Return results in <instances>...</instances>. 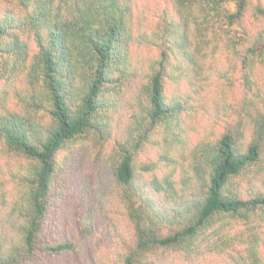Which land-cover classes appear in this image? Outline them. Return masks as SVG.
Wrapping results in <instances>:
<instances>
[{
    "label": "trees",
    "instance_id": "obj_1",
    "mask_svg": "<svg viewBox=\"0 0 264 264\" xmlns=\"http://www.w3.org/2000/svg\"><path fill=\"white\" fill-rule=\"evenodd\" d=\"M132 3L0 0V264L38 253L70 264L72 252L82 263L80 247L94 232L90 209L75 212L78 238L66 224L53 241L42 236L51 189L67 175L57 157L65 153L70 164L78 147L112 152L113 180L135 223L122 264H139L155 247L198 251L215 236L251 242L227 264H264L252 227L264 219V189L245 197L240 183L247 172L264 176V0H168L162 20L145 30ZM217 57H232L243 73L244 115L234 129L206 130L191 143L181 114L198 118L214 80L207 61ZM177 143L166 174L146 179L136 168L146 148ZM158 162L145 170L156 173ZM166 198L169 206L160 203ZM167 221L182 227L162 236L158 224Z\"/></svg>",
    "mask_w": 264,
    "mask_h": 264
},
{
    "label": "rangeland",
    "instance_id": "obj_2",
    "mask_svg": "<svg viewBox=\"0 0 264 264\" xmlns=\"http://www.w3.org/2000/svg\"><path fill=\"white\" fill-rule=\"evenodd\" d=\"M166 8H168V0H133L134 23L135 21L141 22V26L145 30L149 23H157V21L162 20V10ZM142 52L141 49L140 53L142 54ZM212 60L207 62L213 66L208 64L204 73L209 74L214 80L212 83L209 77L206 88L210 94L205 97L206 99H203L204 106L202 108L197 106L196 110L199 109L198 118L195 119V117L187 116L184 113L181 114L180 121L185 122L184 125L188 127L187 134L182 136V138H188L191 143L206 130H208L207 133L209 134V131L217 132L223 126L234 129L236 125L235 119L244 115L243 109L246 108L243 73L239 67L230 66L232 57L224 62H220L218 57ZM258 75L257 79L261 82L262 76L261 74ZM211 86L213 87L211 88ZM229 86L230 88L228 89ZM221 88L227 89L228 92L225 96L218 92V89ZM126 93L128 94L125 99L129 97V91ZM215 95H218V97ZM193 103L196 104L194 101ZM115 111L117 110H111V112ZM213 112H217L214 117L212 116ZM192 127L195 130H192ZM162 146L155 147L152 145L136 156V161L138 162L135 164L136 168L143 172L146 179H149L153 174H157L158 177L166 174L171 167L169 165L170 160L174 159L172 155L180 151L181 148L179 143L176 146L172 144H164ZM85 149V147L75 149L74 151L77 153L70 158V164L63 162L65 153H61L57 157L61 167L67 171V175L65 181L60 179L59 187L55 185L51 189L50 205L45 218L42 236L48 241H53V237H59L64 233L63 227L66 224L76 234L73 235L74 239L78 238L80 233L75 212H78L81 205H84L90 209L94 217V232L93 236L89 238L87 246L80 247L82 249L81 264H122V257L125 252H127L129 247L133 248L135 246L134 219L126 214L120 197L121 189L117 187L113 180L112 163L114 164V161L110 148L100 152L97 148H94L90 153ZM262 150V161L259 163V165L262 163L261 169L264 167V144ZM161 153L164 156L161 157ZM82 156L84 158L81 164L79 157ZM155 161H159L158 165L160 167L156 170V173L145 170V164ZM139 163L143 165L141 166ZM254 175H257L255 171L247 172L240 180L244 187L245 197H248L252 190L264 189L262 185L264 176L261 181L258 180L260 178L257 180L252 179ZM60 190L65 192L61 196L58 195ZM66 194L68 198L65 200L64 195ZM61 203L62 206L59 207L58 205ZM160 203L165 206L172 204L169 198L161 199ZM56 210H59V212L57 213ZM252 223L255 235H258L262 240L259 244L264 252V219L257 221L255 218L252 219ZM180 227H182L181 224L179 225L177 222L171 223L167 221L158 224L159 233L162 236L170 234L174 229ZM240 227L239 232L247 231L245 230V225ZM233 231L234 229L228 231V233L231 235L234 233ZM212 232L213 230L209 233L211 234ZM248 239L246 236L242 237L241 240L227 238L226 243L223 244L226 239L219 236H215L212 240L208 238L204 243L201 242L202 238L200 237L198 242L202 243V247L198 248V251L194 250L193 252L187 250L180 252L175 249L155 247L140 257L141 262L139 264H227V257H229L230 253L240 250L245 254L246 250L251 246V242H247ZM63 258L62 255L54 258L47 257L45 253H38L31 260H22L21 264H65V258ZM67 259L70 260V264H79L76 260L75 252H72Z\"/></svg>",
    "mask_w": 264,
    "mask_h": 264
}]
</instances>
